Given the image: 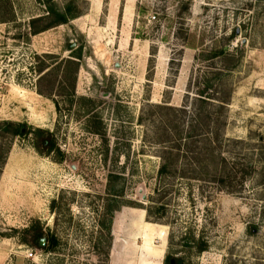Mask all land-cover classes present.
Instances as JSON below:
<instances>
[{
	"label": "rangeland",
	"instance_id": "obj_1",
	"mask_svg": "<svg viewBox=\"0 0 264 264\" xmlns=\"http://www.w3.org/2000/svg\"><path fill=\"white\" fill-rule=\"evenodd\" d=\"M67 1L0 0V121L24 125L0 174V264H264V0H75L56 23ZM214 47L237 49L225 163L181 176L180 150L159 178L173 113L152 105L205 108L194 82L217 59L194 57Z\"/></svg>",
	"mask_w": 264,
	"mask_h": 264
},
{
	"label": "trees",
	"instance_id": "obj_2",
	"mask_svg": "<svg viewBox=\"0 0 264 264\" xmlns=\"http://www.w3.org/2000/svg\"><path fill=\"white\" fill-rule=\"evenodd\" d=\"M73 1L75 0H68L62 7V11L56 13V23H64L69 18H74L77 15L71 14ZM49 11L56 12L52 7L49 8ZM51 26L53 25H47L41 30H45ZM236 54V48L229 50L214 47L208 52L199 51L195 55L194 58L201 62L217 59L218 64V66H213L212 71L200 73L195 78V94L198 96L194 97V101L201 102L205 105V108H191L192 106L188 107L186 104L178 107L161 104L152 105L155 108L165 109L173 113L172 116L167 114L169 115L167 122L163 121L162 126L158 128L155 134L154 142L162 146L159 152L160 164L157 170L159 178L174 176L176 174L180 150H183L182 156L184 159L181 176H191L192 178L208 176L210 172L216 173L219 170L217 159L225 163V158L220 155V151L216 152V148L219 147L222 140L220 128L224 125L223 110L227 106L232 92V89L228 88L229 86L227 87L225 77L236 65ZM66 62L68 64L72 63L75 65L74 68H76L77 63L74 60L67 59ZM187 114L188 120L185 121L184 117ZM23 127L24 125L20 123L0 121V137L9 136L6 142V149H4V153L0 156V174L10 149L11 138L24 134ZM39 142L47 151H51L54 146V142L49 138V134L48 136L41 137ZM188 172L191 174L188 175ZM220 178H224V176ZM220 182H223V180L221 179ZM41 236L42 232L36 230L32 235L33 243L38 242ZM55 243L56 239L51 235L50 248H53Z\"/></svg>",
	"mask_w": 264,
	"mask_h": 264
},
{
	"label": "water",
	"instance_id": "obj_3",
	"mask_svg": "<svg viewBox=\"0 0 264 264\" xmlns=\"http://www.w3.org/2000/svg\"><path fill=\"white\" fill-rule=\"evenodd\" d=\"M44 242V239H40V244L42 245Z\"/></svg>",
	"mask_w": 264,
	"mask_h": 264
}]
</instances>
